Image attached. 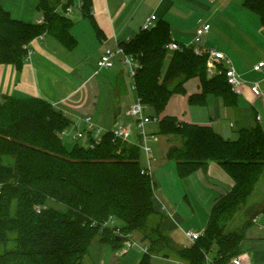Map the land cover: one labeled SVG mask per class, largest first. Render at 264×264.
I'll use <instances>...</instances> for the list:
<instances>
[{
	"label": "trees",
	"instance_id": "1",
	"mask_svg": "<svg viewBox=\"0 0 264 264\" xmlns=\"http://www.w3.org/2000/svg\"><path fill=\"white\" fill-rule=\"evenodd\" d=\"M82 2L90 17V0ZM60 3L39 0L44 20L33 24L13 19L0 3V65L21 68L28 54L25 46L41 35L52 36L70 49L75 46L74 22L57 12ZM246 6L260 16L264 28V0H247ZM171 42L169 25L161 22L120 43L141 64L135 77L141 101L162 115L171 97L198 78L201 92L189 97L190 104L206 105L212 95L236 108L238 95L227 82L225 68L217 64L212 73L207 56L182 46L172 52L165 71ZM69 126L70 121L44 100L1 96L0 264H83L96 238L122 246L123 238L112 227L99 231L110 216L114 228L138 233L148 244L141 264H151L154 255L184 264H206L208 255L211 264H229L242 254L241 245L260 211L250 209L249 220L239 230L229 231L228 225L264 175L261 125L240 129L239 138L231 141L209 125L181 122L170 115L161 118L159 134L177 140L167 159L176 162L180 177L216 162L234 181L214 203L204 233L189 247L179 246L163 229L168 216L157 207L153 177L142 173L139 144L114 141L112 132H107L94 148L68 149L59 134ZM89 137L91 143L93 136ZM152 218L158 219L153 226Z\"/></svg>",
	"mask_w": 264,
	"mask_h": 264
},
{
	"label": "crops",
	"instance_id": "2",
	"mask_svg": "<svg viewBox=\"0 0 264 264\" xmlns=\"http://www.w3.org/2000/svg\"><path fill=\"white\" fill-rule=\"evenodd\" d=\"M246 1L90 0L91 16L88 17L82 8V0H61L57 12L73 20L71 34L76 41L75 46L67 48L56 38L46 34L35 38L29 44L30 53L25 57L21 68L13 64L0 65V95L18 99L37 98L48 102L70 121V126L66 129L67 134L65 136L59 134L63 141L69 139L72 143L71 149L76 145L88 147L89 135H93L95 131L90 129L87 119L91 120L95 129L100 130L103 136L111 132L117 123H134L130 109L138 99L137 92L133 89V80L121 58L116 59L113 68L101 70L97 67L98 60L106 49L115 48L118 43L134 39L141 33L144 20L155 15L156 26L161 22L168 23L172 42L182 46L191 44V49L193 46L221 51L232 61L242 79V85L237 92V107L227 106L222 98L209 95L206 106L211 112V122L192 124L209 125L225 139L235 141V133L239 138L240 129L235 131L237 125H244L241 127L244 129L259 124L264 129V66L260 70L254 69L258 63L264 62V28L260 16L246 6ZM0 3L15 20H21L26 24L42 23L44 20L43 12L38 9L39 0H0ZM68 8L71 12H67ZM207 23L212 25L211 31L197 36V29ZM173 51L169 50L167 61L170 60ZM218 65L225 68L224 62ZM193 79L199 82V92L195 93L198 94L201 92L200 80ZM255 85H258L260 95L253 93L252 88ZM151 111L155 114L154 110L149 108V114H152ZM147 132L151 135L149 141L154 151L152 162H157L156 156H159L161 151L164 162L168 149L177 144L176 139L173 136L159 134V128ZM78 133H83L82 139L75 137ZM79 139L84 142L79 144L77 142ZM133 141L140 142L138 131H135ZM140 149L144 153L141 147ZM145 156L147 159L146 153ZM152 162L143 169H149L152 173ZM159 166L160 163L154 170ZM153 173L156 175V172ZM153 173L152 177L157 187L155 194L157 207L163 213L165 207L170 211L163 229L183 247L174 233L188 220L182 217L180 205L175 203V199L162 193V188ZM177 175L183 182L177 185L178 190L180 187L184 193L192 216L196 215V210L199 213L203 210L210 216L217 199L227 194L234 185L232 178L216 162H210L206 170H199L189 177H180L178 171ZM195 182L199 185L198 192L193 188ZM207 190L210 193L209 199L208 196H203ZM193 202L198 204L199 210L195 209ZM207 224L208 220L203 225L192 227V230L201 235ZM184 236L189 240L186 235ZM263 242V239L258 241L248 239L247 236L241 245L240 255L249 264H263L255 260L260 258V251L264 250ZM93 247L97 252L95 255L97 264H118L129 253L124 244L114 247L96 238L83 264H96L91 257ZM137 248L141 254L138 255L135 264H141L145 253L142 247ZM119 249H122L121 253ZM153 257L163 258L157 255ZM163 259H172L177 264L182 263L177 258Z\"/></svg>",
	"mask_w": 264,
	"mask_h": 264
},
{
	"label": "rangeland",
	"instance_id": "3",
	"mask_svg": "<svg viewBox=\"0 0 264 264\" xmlns=\"http://www.w3.org/2000/svg\"><path fill=\"white\" fill-rule=\"evenodd\" d=\"M169 65V61L166 62L165 65V71L167 70ZM215 70V68H214ZM213 70V71H214ZM216 71V70H215ZM199 82L197 79L190 80L185 87V91L182 93L174 94L169 104L165 110V112L162 115L153 114V111L151 113L153 115L159 116L162 118L163 116L171 115L177 117V119L181 122H208L210 123L212 120L210 109L206 105H193L189 103V97L197 92H199ZM210 98L208 99V102H210ZM149 112V110H148ZM150 113V112H149ZM244 126L242 124L237 125L235 128V131L241 129V127ZM159 128L158 123H152L147 126V131H156ZM238 138V135L235 133V140ZM82 139V138H81ZM81 139H79L77 142H84ZM175 141V140H174ZM177 141V140H176ZM65 146L68 149H71L72 143L69 139H64ZM80 144V143H79ZM159 152V150H158ZM156 152V153H158ZM154 153V151H153ZM157 162L153 161L152 163V173L156 172V178L159 182L160 187L162 188V193L166 196H172V198L175 199V203H178L180 205V212L182 214V217L185 220H188L185 224H181L178 229L175 231V236H178L179 241H181V244L183 247H188L192 243L185 238V232H194L192 230V227L203 225L206 220L209 218V213H205V211L202 210V213H199L197 210L195 211V216H192V211L190 207L187 205V202L184 199V193L182 192L181 188L179 187L178 190V184L183 183L182 179H180L177 175L176 171V164L173 160H166L163 162V152L161 151L159 156L157 155L156 158ZM160 163V166L157 170H154L155 167ZM141 164L142 167L145 168L148 164V160L146 159L145 152L143 153L141 151ZM154 178V177H153ZM154 180V179H153ZM155 182V181H154ZM180 185V184H179ZM203 187V186H202ZM194 189H197V192L199 190V185L196 184L193 185ZM168 194V195H167ZM208 196L209 199V191L207 190L203 196ZM173 199V200H174ZM207 203L208 201L205 200ZM195 205V209L199 210L198 204L193 202ZM57 208H60V205L55 204ZM165 214H170L169 209L165 207ZM252 210V212L257 211L259 209L260 215L257 218V221L253 223L250 227V229L247 232L248 239L252 238L259 240H264V228H261L264 226V175L258 182L253 194L249 197L247 203L243 206V209L240 210L237 215L235 216L234 220L228 225L229 231L239 230L241 229L245 223L249 220L250 215L248 213L249 210ZM209 212V211H208ZM168 216V215H167ZM157 222L156 218H152L150 221L151 226H153ZM250 236V237H249ZM122 238V237H120ZM132 240H134L139 247H148L147 243L143 242L141 239V235L138 233L132 234ZM245 242V241H244ZM124 244V243H123ZM243 244V243H242ZM264 245V242L262 243ZM126 249V248H125ZM1 251V248H0ZM122 252V249H119V253ZM92 260H97L96 256L97 252H95L94 247L92 248ZM141 254L140 250L137 247H132L129 249V253L125 256V258L118 264H135L136 259L138 255ZM260 258H256L255 260L259 263L262 262L264 264V250L260 251ZM108 260V258H107ZM97 264V261H96ZM116 264V263H115ZM151 264H177L172 259L166 260L163 258H157L153 257L151 258Z\"/></svg>",
	"mask_w": 264,
	"mask_h": 264
},
{
	"label": "built area",
	"instance_id": "4",
	"mask_svg": "<svg viewBox=\"0 0 264 264\" xmlns=\"http://www.w3.org/2000/svg\"><path fill=\"white\" fill-rule=\"evenodd\" d=\"M67 12H71V9L68 8ZM157 23V17L155 15H151L150 17H147L141 27V31H150L156 27ZM212 29V25L207 23L199 27L196 31L197 36H201L203 34L209 33ZM184 47L191 48V44H187ZM25 48L29 51V45H26ZM183 47L182 45L172 42L167 45V49L169 50H181ZM193 51L199 55V56H207L208 58V66L209 70L212 73H215L216 71V65L220 62L225 63V76L227 79L228 84L232 87L233 91L236 93L239 91L240 86L242 85V79L240 74L237 72L235 67L232 64V61L225 55V53L221 51H216L214 49L205 50L201 47H193ZM121 58V61L123 65L126 67L127 72L131 79L133 80V89L136 90V84H135V77L137 75V72L139 68L141 67V64L138 60L137 56H134L133 54L126 53L124 48L120 45V43L117 44L115 48L112 49H106L103 54L101 55L100 59L97 62V67L99 70L101 69H110L113 68L116 64V59ZM264 66V62L258 63L254 69L260 70L261 67ZM215 68V70H214ZM214 70V71H213ZM252 91L255 95H260L261 91L258 87V85H255L252 88ZM0 101H1V95H0ZM149 108L146 106L141 99L138 97L137 101L131 106L130 113L131 116L134 118V123H117L113 130L111 131L114 136V141H121L123 143H131V144H139V146L144 150V152L147 155L148 163L150 164L153 160V148L150 144V137L151 135L148 134L146 131V128L151 123H160L161 118L156 115L149 114L148 112ZM90 124V129L92 131H95L92 135L93 141L89 144L90 148H94L95 145L100 144L102 136L100 133V130L95 129L93 126V123L90 119H87ZM136 129V130H135ZM135 131H138V135L140 138V142L135 143L133 141V137L135 134ZM67 134V130L62 131L60 134L61 136H65ZM76 138L83 137V133H78ZM142 173L148 174L152 176V173L149 169H143ZM258 218V217H257ZM257 218L254 219V223L257 221ZM97 222H93L92 226H96ZM115 225V219L113 217H109L104 223L100 224L99 231L103 232L104 229L107 227H112L114 230V233L120 237L123 238L124 246L127 249H130L134 246L138 247V244L132 240V234H124L122 233L120 228H114ZM264 228V226L262 227ZM185 235L188 237V239L194 243L199 237L200 234H197L195 232H185ZM142 250L144 253H148V247H142ZM212 260L210 256L207 255V263L211 264ZM184 264V263H181ZM229 264H249V262L243 258L241 255L234 257L231 259Z\"/></svg>",
	"mask_w": 264,
	"mask_h": 264
}]
</instances>
